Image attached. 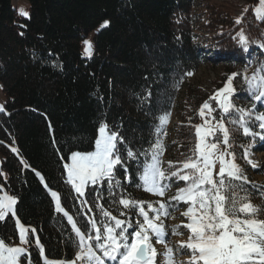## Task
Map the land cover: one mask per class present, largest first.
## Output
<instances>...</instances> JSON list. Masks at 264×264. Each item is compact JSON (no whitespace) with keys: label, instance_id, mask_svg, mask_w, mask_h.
Masks as SVG:
<instances>
[{"label":"trees","instance_id":"16d2710c","mask_svg":"<svg viewBox=\"0 0 264 264\" xmlns=\"http://www.w3.org/2000/svg\"><path fill=\"white\" fill-rule=\"evenodd\" d=\"M12 1L0 0V187L18 199L17 217L28 228L20 264H28V258L31 264H44V258L68 264L77 254L72 226L56 212L49 190L59 194L61 206L82 229L87 217L104 219L95 207L97 199L114 215L123 206L112 201L122 194L146 202V207L148 193L136 187L143 155L139 163L127 161L130 181L118 173L124 190L114 189L115 197L106 188L97 189L99 197L88 195L91 188L79 197L66 183L65 163L72 153L93 151L101 123L124 138L123 148L141 152L154 144L159 118L169 114L166 135L159 136L162 167L167 169L170 161L181 167L192 154L201 106L208 101L216 107L187 73L211 66L228 77L237 74L234 104L264 110L243 81L249 69L253 75L264 68V19L254 12L259 0H246L249 9L238 24L215 19L227 29L213 33L207 49L189 23L195 0H25L27 17ZM237 32L244 33V46L237 43ZM89 35L90 58L83 55ZM212 116L218 120L219 111ZM225 122L238 149L250 141L234 130L238 124ZM257 186L247 183L252 196L259 192ZM0 239L7 246L18 242L11 215L0 222Z\"/></svg>","mask_w":264,"mask_h":264},{"label":"snow or ice","instance_id":"6c2138e0","mask_svg":"<svg viewBox=\"0 0 264 264\" xmlns=\"http://www.w3.org/2000/svg\"><path fill=\"white\" fill-rule=\"evenodd\" d=\"M20 14L25 17L29 15L24 11ZM255 14L258 19H264V0H259ZM236 22L240 23V18ZM107 23L106 21L103 26H107ZM237 35L239 43L245 45L247 41L244 33ZM83 43L85 53L90 58L91 42L84 40ZM192 74L187 73L189 76ZM236 75L229 77L224 88L217 90L209 98L216 102V107L208 101L201 106L199 115L204 119V125L195 126V147L179 168L174 167L171 161L167 169L162 167L164 146L159 136L166 135L164 128L169 120L167 113L159 118L157 139L149 150L135 152L130 147L123 148L126 143L124 138L118 132L110 131L106 123H101L94 141L95 150L71 154V162L64 165L66 183L71 185L79 197H85L87 188H91L89 196L99 197L97 189L106 188L115 197L114 189L124 190L118 173L122 171L125 180L130 181L127 161L139 163L140 155L145 160L142 167L138 168L140 183L136 187L163 198L179 182L182 181L183 186H178L177 192L168 201L161 199L155 205L147 202L146 207V202L122 194L112 201L123 206V210H117L118 215L107 210L97 199L95 207L104 219L98 222L95 217H87L83 229L61 206L59 194L49 190L55 201L56 212L67 218L77 238V254L68 264H175L176 255H188V264H264V220L257 218L260 209L251 203L252 192L246 187L248 182L243 170L235 162V152L230 150L233 144L225 122L238 124L239 128L234 130H242L245 137H258L260 141H264V113L253 115L256 111L255 104L251 109L238 108L234 104L232 98L236 89L232 81ZM243 81L254 101L264 105V68L251 77L244 75ZM206 110L212 120L216 118L211 114L219 111L220 118L215 124L205 118ZM253 122L260 129L259 132L253 131ZM218 132L222 134V139L217 135ZM220 144L223 145L222 149L218 147ZM244 158L248 160L247 152L244 153ZM217 162L219 171L214 174ZM248 162L252 163L250 160ZM260 195L264 196V191H260ZM81 202L88 203L87 200ZM17 203L18 199L14 196L7 193L0 195V222L11 215L16 220L20 244L26 245L28 228L20 224L14 207ZM181 204L186 206L182 215L187 222L169 233L165 219L172 217V213L179 210ZM88 211L91 212L92 208H88ZM180 227L187 230L188 238L181 241L174 250L168 246V238L170 235H183L179 231ZM31 231L34 233L35 229ZM153 241L164 245L165 251L158 253ZM36 244L39 246L38 239ZM40 251L43 256L42 247ZM26 252V247L7 246L0 239V264H20L21 257ZM28 264H31L30 258ZM44 264L64 262H51L44 258Z\"/></svg>","mask_w":264,"mask_h":264},{"label":"rangeland","instance_id":"374dc122","mask_svg":"<svg viewBox=\"0 0 264 264\" xmlns=\"http://www.w3.org/2000/svg\"><path fill=\"white\" fill-rule=\"evenodd\" d=\"M12 5L18 11L19 14L21 13V11L28 13V3L25 0H13ZM245 9L247 10L249 9V4L246 0H195V3L189 15V23L190 25H192V28L195 29L196 35H198L197 41L200 43L201 48L207 49L208 47H212L211 46L212 34L227 29L225 25L215 23L214 21L215 19L226 18L228 19L227 20L228 24H230V21H232L233 24H238L236 21L238 18H240L241 20L242 16L246 12ZM219 15L221 16L219 17ZM238 33L240 32H237L234 36L237 43H239V37L237 35ZM87 40L90 41L92 45V35H89ZM239 45L242 46L240 43ZM83 55L85 57H88L87 54L85 53V48L83 49ZM247 76L248 77L252 76L250 69L247 73ZM228 78L229 77L225 75L223 69L221 68L203 66L194 75L190 76V82L210 98L216 93L217 90L224 88L225 84L228 81ZM3 104H4V98L1 94V89H0V107H2ZM257 113H264V110L259 111L256 109L253 115ZM176 116L177 114L175 113V111L172 112L171 121L173 122L176 121L177 119ZM205 118L210 119L211 124L216 123V119L212 120L211 117L208 116L207 110L205 111ZM197 125H204V119H202L200 115H199V121L197 122L196 126ZM209 126L210 125H205V127H209ZM259 131L260 129L256 127L255 132H259ZM217 135L220 136L222 139V134L218 132ZM218 147L222 149L223 145L220 144L218 145ZM94 150L95 147L93 151ZM230 150L235 152V156H236L235 162L243 170V174L247 182L250 184L258 185L256 189L260 191H264V141H260L258 137H250V141L246 145L241 147V149H238V147L235 144H233V147ZM238 150L240 151V158L238 157V153H237ZM245 152L248 153V160H250L252 163H249L248 160L244 158ZM226 159H230V157H226ZM70 162L71 161L69 159L68 163ZM213 171L214 174L218 173L219 171L218 162L216 163ZM181 184L178 185L183 186V182H181ZM173 187L174 188H170V190L166 192V195L163 198H160L158 196L152 195L147 192L148 193L147 202H152L155 205V202L161 199H163L165 202L168 201L169 198H171L177 192V187L175 186ZM170 191L171 192L173 191V193H171ZM254 191L255 190H253V192ZM260 191L254 192V195L251 196V203L260 209L257 218L260 220H264V196L260 195ZM4 193L5 192L0 187V195H3ZM168 194H170L169 195L170 197H168ZM185 209L186 206L181 204L179 206V210L174 211L172 213V217L165 219L166 229L168 230L169 233H171V230L173 228L177 226H181L187 222V219L182 215ZM17 231H18V242L13 244L12 247H17V246L25 247V245L20 244V239H19L20 233L18 229ZM179 231L183 233V235H170L168 238L169 239L168 246L172 247L174 250L178 247L181 241H186L188 238V232L186 229L180 227ZM153 243L158 253H162L165 251L164 245L155 243L154 241ZM157 260L158 261L160 260L159 256L157 257ZM188 260H189L188 255H176L175 264H188ZM107 264H112V262H108Z\"/></svg>","mask_w":264,"mask_h":264}]
</instances>
